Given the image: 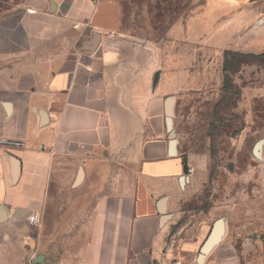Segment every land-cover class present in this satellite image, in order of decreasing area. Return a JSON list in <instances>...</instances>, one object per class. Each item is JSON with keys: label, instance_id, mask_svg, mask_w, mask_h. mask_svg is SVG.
I'll use <instances>...</instances> for the list:
<instances>
[{"label": "crops", "instance_id": "1", "mask_svg": "<svg viewBox=\"0 0 264 264\" xmlns=\"http://www.w3.org/2000/svg\"><path fill=\"white\" fill-rule=\"evenodd\" d=\"M180 2L200 8L181 15ZM262 2L10 0L0 10V264H168L191 185L157 38L167 29L176 43L183 25L224 49L232 19L230 47L262 51ZM71 194L83 198L73 225L68 204L52 215L54 197ZM214 222L199 215L179 241L198 227L188 244L202 247Z\"/></svg>", "mask_w": 264, "mask_h": 264}, {"label": "rangeland", "instance_id": "2", "mask_svg": "<svg viewBox=\"0 0 264 264\" xmlns=\"http://www.w3.org/2000/svg\"><path fill=\"white\" fill-rule=\"evenodd\" d=\"M9 1L0 0V10ZM178 7L181 15L200 8L181 2ZM162 13H168L167 5L162 4ZM234 23L224 22V49L216 45L212 32L198 29L190 38L183 25L176 43L167 29L157 38L164 72L171 77L166 94L178 101L176 124L191 169V189L181 206L184 212L166 245L174 254L168 264H200L202 247L188 244L198 227L179 241L199 215L212 223L225 218L222 241L204 264H264V50L230 47L236 36L240 38V32L229 27ZM167 24L164 19V30ZM259 143L261 158L254 152ZM72 194L55 196L52 208L56 217L60 211L64 214L62 205L68 204L71 225L73 201L79 204L77 200L83 199ZM35 226L39 232L40 222Z\"/></svg>", "mask_w": 264, "mask_h": 264}, {"label": "water", "instance_id": "3", "mask_svg": "<svg viewBox=\"0 0 264 264\" xmlns=\"http://www.w3.org/2000/svg\"><path fill=\"white\" fill-rule=\"evenodd\" d=\"M172 109H173V98L169 97L167 99V112L169 115V118L172 115ZM169 124H170V137H171V144L172 147H175L177 144V138H176V132L174 128L171 125V120L169 119ZM255 155L259 158L262 156V150H261V143L257 144L255 150ZM185 162V172L189 173V167H188V157L184 158ZM187 180H189V176L186 177ZM225 219L224 217L217 218L213 224L212 230L205 241V243L202 246V251L199 257V261L202 263L206 257V255L212 250L214 246L219 244L225 234Z\"/></svg>", "mask_w": 264, "mask_h": 264}, {"label": "built area", "instance_id": "4", "mask_svg": "<svg viewBox=\"0 0 264 264\" xmlns=\"http://www.w3.org/2000/svg\"><path fill=\"white\" fill-rule=\"evenodd\" d=\"M262 4H263V10H264V0H263ZM189 171H191V169H189ZM28 221L32 225H38L39 217H38V215L36 213H32V214L29 215Z\"/></svg>", "mask_w": 264, "mask_h": 264}, {"label": "bare ground", "instance_id": "5", "mask_svg": "<svg viewBox=\"0 0 264 264\" xmlns=\"http://www.w3.org/2000/svg\"><path fill=\"white\" fill-rule=\"evenodd\" d=\"M256 148V147H255Z\"/></svg>", "mask_w": 264, "mask_h": 264}]
</instances>
